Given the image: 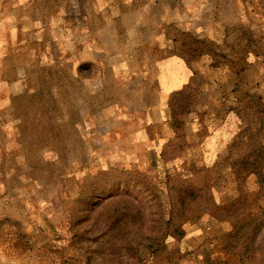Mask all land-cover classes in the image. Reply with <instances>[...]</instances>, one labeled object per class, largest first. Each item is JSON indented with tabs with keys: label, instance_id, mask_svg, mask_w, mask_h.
<instances>
[{
	"label": "rangeland",
	"instance_id": "374dc122",
	"mask_svg": "<svg viewBox=\"0 0 264 264\" xmlns=\"http://www.w3.org/2000/svg\"><path fill=\"white\" fill-rule=\"evenodd\" d=\"M152 1L0 0V264H227L224 0Z\"/></svg>",
	"mask_w": 264,
	"mask_h": 264
},
{
	"label": "crops",
	"instance_id": "0c3cea01",
	"mask_svg": "<svg viewBox=\"0 0 264 264\" xmlns=\"http://www.w3.org/2000/svg\"><path fill=\"white\" fill-rule=\"evenodd\" d=\"M155 1L165 2V3H167L169 5V7H171L170 15L167 14V11H164V10H159V13L154 14L155 17L161 18L162 21H160V22L163 23L162 25H165V24H167V25L176 24L175 22H177V21L179 22L185 17L184 16L185 15L184 11L179 9V5L177 4V2L180 1V0H155ZM204 1L207 2V1H210V0H204ZM202 10H204V7L196 9V16H201L202 14H200L199 12L202 11ZM169 17H172L174 20L166 21L165 18H169Z\"/></svg>",
	"mask_w": 264,
	"mask_h": 264
},
{
	"label": "trees",
	"instance_id": "16d2710c",
	"mask_svg": "<svg viewBox=\"0 0 264 264\" xmlns=\"http://www.w3.org/2000/svg\"><path fill=\"white\" fill-rule=\"evenodd\" d=\"M180 1H178V2H180ZM178 2H177V4H178ZM179 9L183 10V8L182 7L180 8V6H179ZM159 10L167 11V14L170 15L171 7H169V5L167 3L161 2V1L153 0L152 2H150V7L148 9L149 14L151 16H154V18H156L158 21H161V18L155 17V15H154V14L159 13ZM165 20L169 21V20H174V19L172 17H169V18H165Z\"/></svg>",
	"mask_w": 264,
	"mask_h": 264
}]
</instances>
